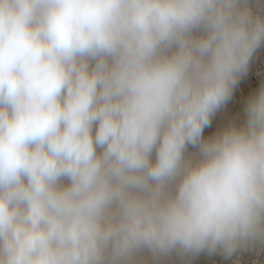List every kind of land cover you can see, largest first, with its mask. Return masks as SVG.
<instances>
[{
	"label": "clouds",
	"instance_id": "clouds-1",
	"mask_svg": "<svg viewBox=\"0 0 264 264\" xmlns=\"http://www.w3.org/2000/svg\"><path fill=\"white\" fill-rule=\"evenodd\" d=\"M262 46L251 0H0V264L264 251V86L204 135Z\"/></svg>",
	"mask_w": 264,
	"mask_h": 264
},
{
	"label": "built area",
	"instance_id": "built-area-1",
	"mask_svg": "<svg viewBox=\"0 0 264 264\" xmlns=\"http://www.w3.org/2000/svg\"><path fill=\"white\" fill-rule=\"evenodd\" d=\"M254 11H260L264 15V0H251ZM251 78L255 82L264 80V48L259 49L255 60L252 63ZM239 93L243 92L239 90ZM208 264H264V251L247 250L233 256L231 259H225L222 255L213 254L210 256Z\"/></svg>",
	"mask_w": 264,
	"mask_h": 264
},
{
	"label": "rangeland",
	"instance_id": "rangeland-1",
	"mask_svg": "<svg viewBox=\"0 0 264 264\" xmlns=\"http://www.w3.org/2000/svg\"><path fill=\"white\" fill-rule=\"evenodd\" d=\"M233 96H234V94H233ZM233 96H232V98H234ZM235 100H236V98L231 99V101H229L228 104L216 115V117L213 119L212 126L210 128L205 129V133H204L205 136H210V134L213 135V133L215 134L220 129V127H223L224 124L229 125V122L231 119V117L229 115H231V113L235 109L234 106H232V108H231L230 102H233ZM243 110H244V108H243ZM218 115L219 116L221 115V116L219 117ZM224 115H225V117L227 115L228 116L225 118ZM244 116L243 115H237L234 118L232 117V120H231L232 124H236L237 126L238 125L240 126V124H239V122H240L243 125V123L245 122ZM189 151H194V150L189 149ZM176 255L177 254L173 253L172 255H170L168 257L156 259L149 252L144 251V252H142L136 256L135 264H199V261H196V260H198L199 255H197V257L196 256H194V257H182L179 255H177L178 256L177 257Z\"/></svg>",
	"mask_w": 264,
	"mask_h": 264
},
{
	"label": "bare ground",
	"instance_id": "bare-ground-1",
	"mask_svg": "<svg viewBox=\"0 0 264 264\" xmlns=\"http://www.w3.org/2000/svg\"><path fill=\"white\" fill-rule=\"evenodd\" d=\"M261 48H264V46H262ZM259 53V50L257 51V53H256V55ZM256 55L254 56V58L252 59V61L250 62V65H249V68H248V72H247V75L246 76H243L242 77V79H241V82H240V86L236 89V90H234V98H236V100L235 101H233V102H230V104H231V108H232V106H234V111L231 113V115H229L230 117H231V119H230V122H229V124L231 123L232 124V117L234 118V117H236L237 115H245V113H244V110H243V108H245V105H246V103H247V100H248V98L251 96V95H253L254 93H256L259 89H260V87L261 86H264V80H261L260 82H255V81H253L252 80V78H251V73H252V63H253V61L255 60V58H256ZM256 85V86H255ZM239 90H241L243 93L242 94H240L239 93ZM234 98H232V99H234ZM231 101V100H230ZM242 108V109H241ZM226 114V113H225ZM219 116V115H218ZM221 116V115H220ZM219 116V117H220ZM228 116V115H227ZM226 116V117H227ZM223 117V116H222ZM224 117H225V115H224ZM225 117V118H226ZM229 117V118H230ZM245 117V116H244ZM228 119V118H227ZM234 120V119H233ZM223 124V123H222ZM239 124H240V126L242 125L240 122H239ZM228 126V124L227 125H223V127H220V129L218 130V131H220V130H222L223 128H225V127H227ZM239 126V125H238ZM217 131V132H218ZM214 134V133H213ZM210 135H212V134H210ZM191 152V151H190ZM177 256V255H176ZM210 256L211 255H208L207 253H201V254H199V257H198V260H196V261H199V264H208V261H209V259H210ZM178 257V256H177ZM197 257V256H196ZM176 258V257H175Z\"/></svg>",
	"mask_w": 264,
	"mask_h": 264
}]
</instances>
